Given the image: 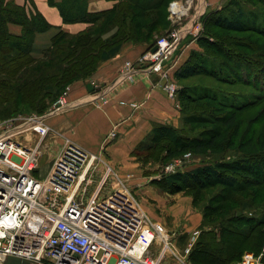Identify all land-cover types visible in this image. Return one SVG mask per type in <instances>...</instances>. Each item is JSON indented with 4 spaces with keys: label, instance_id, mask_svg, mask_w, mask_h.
Here are the masks:
<instances>
[{
    "label": "trees",
    "instance_id": "trees-1",
    "mask_svg": "<svg viewBox=\"0 0 264 264\" xmlns=\"http://www.w3.org/2000/svg\"><path fill=\"white\" fill-rule=\"evenodd\" d=\"M113 1L111 9L93 14L86 10L87 0H60L56 7L65 23L90 26L77 35L58 31L50 46L34 57L35 35L50 26L40 15H28L25 8L0 0V100L6 99L0 107L21 99L31 111L42 113L66 86L85 82L124 44L147 45L150 50L155 45L152 32L163 24L160 9L167 0ZM228 3L236 10L209 18L207 31L203 29L195 39L201 52H192L174 74L182 85L176 95L179 128L153 125L130 153L140 162L158 158L165 164L186 153L207 158L191 170L174 174L162 170L159 179L150 181L164 182L172 195H195L220 187L212 204L203 207V226L209 229L201 230L192 246L191 264H234L250 240L253 244L248 250L261 255L264 264V43L258 45L264 40V0ZM243 5L251 8L245 13ZM8 24L20 26L21 33L11 34ZM211 29L228 35L214 34ZM199 76L227 85L244 84L260 95L240 101L234 92L195 82ZM228 150L234 154L222 158ZM215 219L220 221L214 223Z\"/></svg>",
    "mask_w": 264,
    "mask_h": 264
},
{
    "label": "built area",
    "instance_id": "built-area-1",
    "mask_svg": "<svg viewBox=\"0 0 264 264\" xmlns=\"http://www.w3.org/2000/svg\"><path fill=\"white\" fill-rule=\"evenodd\" d=\"M186 3H171V14H186L191 0ZM178 9L183 14L176 12ZM196 13L189 22L179 24L173 34L160 38L155 51L142 54L136 64L126 62L117 82L131 83L136 73L159 74V86L170 98L175 97L177 88L168 82L163 65L197 20ZM199 29L194 28L195 35ZM108 91L91 92L88 102L100 106ZM68 93L66 88L47 114L0 132V260L16 257L41 264H186L178 257L173 236L148 216L131 185L120 182L108 187L112 176L109 166L103 167L107 169H102L89 193L101 168L100 158L68 138L63 139L47 175L37 176L41 156L50 145L45 141L52 140L46 119L77 103L68 101ZM115 136L112 131L111 139ZM189 156L186 153L174 159L163 172L180 171ZM237 264L263 263L261 255L247 252Z\"/></svg>",
    "mask_w": 264,
    "mask_h": 264
},
{
    "label": "crops",
    "instance_id": "crops-1",
    "mask_svg": "<svg viewBox=\"0 0 264 264\" xmlns=\"http://www.w3.org/2000/svg\"><path fill=\"white\" fill-rule=\"evenodd\" d=\"M3 1L25 8L28 15H40L50 26L48 31L35 35L31 47L34 57H39L42 51L50 46L52 37L58 31L77 35L90 26L88 23H65L56 7L60 0H53L52 4L49 0ZM114 4L113 0H87L86 10L95 14L111 9ZM8 29L13 35L21 33V27L15 24H8ZM193 45L196 46L194 41L183 43L179 53L165 64L163 70L168 78H173L175 72L184 64ZM149 47L126 43L115 57L102 62L89 80L71 85L67 99L70 102H77L76 105L46 119V124L52 132L50 145L56 147L52 158L56 157L63 139L68 138L86 152L100 158L101 168L96 174L98 177L102 175V168L105 165L124 173L136 166L130 153L151 131L153 125L163 124L172 127L180 125L177 97L170 98L164 93L158 84L162 81L161 75L136 73L131 83L117 82L124 64L126 62L136 64ZM87 83L91 84L92 91L87 89ZM95 90L105 93L109 90L106 101L100 106L88 102L89 95ZM133 104L137 107L133 108ZM112 131L116 132L114 139L110 137ZM131 183L137 184L139 181L132 180ZM182 216L186 217L184 223L169 230L179 250L187 253L191 242L197 239L201 230L209 228L203 226V215L198 211H188L187 215ZM178 257L180 258L179 253ZM168 263L175 264L174 261Z\"/></svg>",
    "mask_w": 264,
    "mask_h": 264
},
{
    "label": "rangeland",
    "instance_id": "rangeland-1",
    "mask_svg": "<svg viewBox=\"0 0 264 264\" xmlns=\"http://www.w3.org/2000/svg\"><path fill=\"white\" fill-rule=\"evenodd\" d=\"M173 2H178L180 4L187 5L186 0H167L165 1L164 8L162 7L160 9L161 12L159 16L163 24L161 27H158L157 29H155L154 30L155 32H152L153 33L152 40L155 44L160 38H163L167 36L168 34L170 35L173 34L179 24L189 22L195 16V14H197L196 13L197 11L199 12V14L197 16V20L192 24V27L188 31H186L185 35L182 37V40L180 41V43L174 50L173 55L170 57V59H173L179 53L183 43H187L191 41L195 42V39L201 35L203 29L207 31L206 25L210 17H213L214 15L217 16V14H221L223 16L224 14H227V12L229 11L234 12L236 10L235 5H231L228 3L229 0H191L189 8L186 9V12H185L186 14L184 15H179V14L174 15L173 14L172 15L169 10V7H170V4ZM250 8L251 6L249 5H243V9H245L244 10L245 13ZM196 26L200 27L197 35H195L196 33L194 31V28ZM211 32H213L214 34H220L224 36L228 35L227 32H224L219 29H211ZM237 36L246 37V36H249V34H237ZM251 37L255 38V40H258V38L255 36H251ZM263 43H264V40H260L258 42L259 47H261ZM192 52L194 53L201 52L197 44L196 46L193 45V49L189 51L188 56L186 57V60L184 61V63L189 59ZM252 54H253L252 51H248V55L256 56L257 58L256 54L255 55H252ZM170 59L166 63H168ZM165 64L163 65L164 68L166 66ZM79 81L84 82L82 80H79ZM194 81L200 84H206V85L212 84V87L216 88L218 91L234 92L235 94H237L238 98H240V101L244 100L245 102H247V101L256 100L258 99L257 97L260 95L259 91H257L256 89L250 86L244 85V84L227 85V84H223L220 82H215L213 79L207 78L206 76H199L197 78H194ZM168 82L173 84L174 87L177 88L176 93L182 89V85L175 79V77L169 78ZM72 84H70L69 86H66V88L69 89V92L71 90ZM66 88L62 91V93L57 98H59L63 94ZM57 98H55L51 103L49 104L47 103V107L45 111L42 113L31 111L30 107L25 106L24 104L21 103L22 102L21 99H17L15 104L8 103L7 105H2L0 107V132H3L4 130L11 128L13 126H17L27 121L33 116L39 117V116H43L47 114L52 109L53 103L56 101ZM0 101L5 102L6 99L1 98ZM179 126L176 128H179ZM199 128L201 129L202 126L199 125ZM45 142L50 144L51 140L47 138ZM54 150H56V147L51 144L49 145V149L41 156V159L39 162V169L37 171L38 177L44 178L47 175L50 164L52 163V160L54 159L52 158ZM224 152L225 154L223 155L222 158H225V157H228L234 154L233 150H228ZM130 157L133 158V163H135L136 166L131 171L129 170L124 173L114 168L111 169L112 176L108 179V187L114 186L120 182H125L131 185V190L133 194L138 198L141 206L143 207L145 212L148 214V216L152 220L160 223L167 230V232H169V234H171L169 228L182 225L184 221L186 220V217L182 216V214L187 215L188 211H194V212L198 211L203 215V207L208 204L211 205L212 204L211 198L216 196V194H218V192L221 191L219 189L220 187H215L213 189H207L204 191H200L195 195L191 193H187V192H181V193L172 195L168 192L164 182L159 181L154 184L150 183L152 178L157 176V174H159L163 170V168L168 164V163L165 164L166 161L162 162L157 158L151 161L144 160L143 162H140L136 160L135 157L131 155ZM212 157H215V156H212ZM204 160L197 155L190 154L187 161H185L184 164L182 163L183 166L180 169V171H187L193 168H197L201 164H203ZM163 163H164V166H162ZM102 169L106 170L107 168H102ZM99 177L98 175L95 176L93 186L90 188L89 193L93 190L94 186H96L98 180L100 179ZM149 178H151L150 181H148ZM132 180L139 181V183H141L140 187H138L139 183L137 184L131 183ZM225 193H228L227 195L229 194L231 195L229 191H226ZM219 221L220 219H215L214 223L219 222ZM214 223H207V224L212 225ZM225 224L228 225L230 223L225 222ZM195 242L196 240L194 242H191L190 246L188 247L187 253H185V251L184 252L180 251L178 246H176L178 249L180 260L183 259L185 263L189 264L188 263L190 262L189 254L192 252V246L195 244ZM252 244H253V240L252 241L250 240L247 242L246 249H244L242 255L237 260V262H235L234 264H237L238 262H240L245 253L250 252L248 248L252 247Z\"/></svg>",
    "mask_w": 264,
    "mask_h": 264
},
{
    "label": "water",
    "instance_id": "water-1",
    "mask_svg": "<svg viewBox=\"0 0 264 264\" xmlns=\"http://www.w3.org/2000/svg\"><path fill=\"white\" fill-rule=\"evenodd\" d=\"M152 51L156 50V47L153 46L151 48ZM86 87L89 91H92L93 88L90 83L86 84ZM0 264H41L35 261L31 260H26V259H21V258H16V257H6L3 260H0Z\"/></svg>",
    "mask_w": 264,
    "mask_h": 264
},
{
    "label": "bare ground",
    "instance_id": "bare-ground-1",
    "mask_svg": "<svg viewBox=\"0 0 264 264\" xmlns=\"http://www.w3.org/2000/svg\"><path fill=\"white\" fill-rule=\"evenodd\" d=\"M179 10H180V12L182 13V9H178V10H176V12L179 11ZM182 14H183V13H182Z\"/></svg>",
    "mask_w": 264,
    "mask_h": 264
}]
</instances>
